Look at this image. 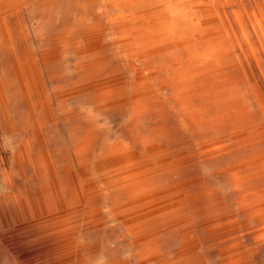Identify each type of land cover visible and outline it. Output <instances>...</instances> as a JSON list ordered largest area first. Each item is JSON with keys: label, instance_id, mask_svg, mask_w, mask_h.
<instances>
[{"label": "bare ground", "instance_id": "1", "mask_svg": "<svg viewBox=\"0 0 264 264\" xmlns=\"http://www.w3.org/2000/svg\"><path fill=\"white\" fill-rule=\"evenodd\" d=\"M20 2L0 0V7ZM102 10L114 31L108 42L121 50L129 77L110 68L103 57L107 41L101 28L83 21L65 34L64 42L74 44L72 54L85 59L78 67L80 77L71 84L47 90L41 69L62 56L54 43L35 51L23 40L22 58L13 59L18 91L39 145L43 184L36 197L21 203L11 195L0 202V210L18 214L23 204L31 222L47 226L57 239L56 257L64 263L86 264L76 233L84 226L101 225L106 215L123 230L121 241L126 243V256L113 257L109 264H169L161 252L160 234L186 227V210L199 201L205 199L207 209L214 206V191L201 188L199 178L183 172L196 158L214 159L228 149L215 136L218 124H231V140L264 143V33L257 29L264 20V0H103ZM245 63L258 72L257 80L248 78ZM74 99L87 105L80 112L82 136L68 164L57 167L42 129L54 120L56 104ZM5 106L0 84V107ZM107 117L127 118L117 129L123 138L103 139L110 130L100 122ZM148 119L153 125L144 131ZM204 123L213 131L211 138L188 142L190 131L199 133ZM31 149L25 144L15 163L30 161ZM257 160L264 161V154ZM100 198L104 205H98ZM211 222L208 238L223 237L228 244L222 250L223 263L234 264L231 222ZM192 235H184L177 258L185 264H198L193 256L198 241Z\"/></svg>", "mask_w": 264, "mask_h": 264}, {"label": "rangeland", "instance_id": "2", "mask_svg": "<svg viewBox=\"0 0 264 264\" xmlns=\"http://www.w3.org/2000/svg\"><path fill=\"white\" fill-rule=\"evenodd\" d=\"M102 9L103 0H21L19 6L6 4L5 7H0V84L5 89L6 97V106L0 107V202L12 195L23 203L26 198L36 197V190L43 184V172L36 156L39 145L33 140L34 131L27 105L20 96L12 68L13 59L20 60L23 56L21 45L25 40L35 51L47 48L52 43L62 50L60 60L41 69L50 93L62 86V83L68 85L80 77L78 67L84 64L85 59L75 57L71 51L73 42L70 40L67 43L64 40L65 34L68 36L71 29L81 21L101 28L107 41L103 57L109 67L124 73L126 77L130 76L128 63L121 50L108 42L114 31L110 18ZM17 15L19 18L16 23ZM257 29L264 33V20L259 22ZM244 68L248 78L257 80L258 72L250 68L248 63L244 64ZM84 102L83 99H74L56 104L54 120L42 129L43 140L57 167L68 164L70 152L82 136L80 129L83 121L80 112L87 109ZM199 105L206 106L204 103ZM169 118L170 123L174 122L172 117ZM126 120V117L102 119L101 126L110 130L103 139L123 138L124 135L117 129ZM153 121L145 120L143 130L147 131ZM231 132V124L219 123L215 128V136L228 149L214 159L196 158L191 167L183 172L190 177L199 178L198 185L201 188L213 190L215 202L213 208L207 209V201H199V206L186 210V227L173 228L160 234L161 252L169 264H185L177 258L184 243V235L189 232L198 241V247L193 253L198 264H224L222 250L228 245L226 240L221 237L214 241L207 234L213 218L217 225L231 222L233 226L231 246L234 264H264V161L257 160L259 155L264 154V143L250 145L239 139L231 140ZM246 134L251 136L253 133L247 131ZM212 135L211 127L204 123L199 133L190 131L187 140H209ZM25 144H31L32 163L25 161L19 166L14 159L23 156ZM173 147L177 145L171 144V148ZM229 168L231 170L227 171ZM80 178L87 181L85 176ZM104 204V198H100L98 205ZM5 213L0 210V264H68L56 257L57 239L49 228L33 224L23 204L18 214L11 211ZM108 220L104 215V224L101 223L98 228L84 226L76 233L79 235L78 243L83 247L82 256L86 264H109L114 258L126 256V243L121 241L124 232Z\"/></svg>", "mask_w": 264, "mask_h": 264}]
</instances>
